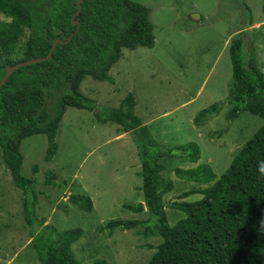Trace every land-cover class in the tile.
<instances>
[{
    "label": "trees",
    "instance_id": "1",
    "mask_svg": "<svg viewBox=\"0 0 264 264\" xmlns=\"http://www.w3.org/2000/svg\"><path fill=\"white\" fill-rule=\"evenodd\" d=\"M242 6L250 12L244 1ZM78 9L77 0H0V13L28 29L23 56L0 63V79L5 67L46 56L53 41L61 40L51 57L15 69L0 87L2 158L13 184L23 192L24 220L41 264H80L72 245L84 231L79 226L58 231L38 218L37 180L21 173V143L27 136L44 134V160L51 162L59 148L56 136L68 107L85 109L100 123L114 122L122 132L135 134L144 202L124 207L134 213L146 209L147 218L110 219L100 227L101 231L141 227L144 236L158 235L161 242L146 264H264V73L254 54L245 52L243 36H232L228 47L232 80L227 116L236 118L240 112L248 111L263 122L220 175L207 163L173 169L181 179L207 185L179 194L180 199L192 194L201 197L174 201L172 206L184 217L170 225L163 196L174 188V182L163 175L159 160L177 157L196 162L199 145L194 141L171 147L161 145L135 114L136 100L131 92L117 107H98L96 100L80 89L88 75L113 83L109 71L120 59L122 48L155 45L150 9L133 0H82L74 15ZM72 20L79 21V29L70 37L77 28ZM219 108V103H214L197 112L195 125H201L202 118ZM32 170L37 172V164ZM45 175V183L56 185L51 179L56 174L51 169ZM67 197L81 210H92L88 195L74 193ZM91 264L108 262L99 258Z\"/></svg>",
    "mask_w": 264,
    "mask_h": 264
},
{
    "label": "rangeland",
    "instance_id": "2",
    "mask_svg": "<svg viewBox=\"0 0 264 264\" xmlns=\"http://www.w3.org/2000/svg\"><path fill=\"white\" fill-rule=\"evenodd\" d=\"M133 1L149 7L155 45L122 48L120 59L109 71L113 83L88 75L80 89L95 99L98 107H117L131 92L136 100L135 114L161 145L188 141L199 145L196 162L177 157L159 160L163 175L174 182V188L163 196L171 225L184 217L172 206L174 201L201 197L192 194L180 199L179 194L207 185L181 179L173 169L207 163L220 175L263 122L248 111L236 118L227 116L231 108L227 98L232 80L228 53L232 36H243L245 52L254 54L264 73L263 0ZM242 1L250 12L243 10ZM27 38L26 27L0 13V63L21 58ZM214 103H219L218 111L196 126L193 119L197 112ZM119 127L114 122L100 123L85 109L68 107L56 136L59 148L51 162L44 160V134L27 136L21 143V173L37 180L36 215L58 231L83 229L72 245L80 264L99 258L108 264H146L161 242L156 234L142 235L141 227L111 233L100 230L110 219H145L148 215L146 209L134 213L124 207L143 203L144 198L134 131L122 132ZM50 169L56 174L51 178L56 185L44 182ZM74 193L88 195L92 210L71 203L67 196ZM23 197L12 182L0 146V264H41L24 220Z\"/></svg>",
    "mask_w": 264,
    "mask_h": 264
},
{
    "label": "water",
    "instance_id": "3",
    "mask_svg": "<svg viewBox=\"0 0 264 264\" xmlns=\"http://www.w3.org/2000/svg\"><path fill=\"white\" fill-rule=\"evenodd\" d=\"M81 1L82 0H77V3L79 5V9L76 11V13L74 15H76L79 10H80V6H81ZM72 23H76L77 24V28L75 29V31H73L71 34H70V37L73 36L79 29V21L78 20H72ZM57 42H61L60 39H55L49 49V52L46 56H42V57H36V58H31V59H28V60H24V61H20V62H17L13 65H10V66H7L5 67V73L4 75L2 76V78L0 79V87L5 83V81L7 80V78L11 75V73L21 67V66H24V65H28V64H32V63H35V62H40V61H44V60H47L49 57H51L52 55V52L57 44Z\"/></svg>",
    "mask_w": 264,
    "mask_h": 264
},
{
    "label": "clouds",
    "instance_id": "4",
    "mask_svg": "<svg viewBox=\"0 0 264 264\" xmlns=\"http://www.w3.org/2000/svg\"><path fill=\"white\" fill-rule=\"evenodd\" d=\"M262 223H264V222H262Z\"/></svg>",
    "mask_w": 264,
    "mask_h": 264
}]
</instances>
